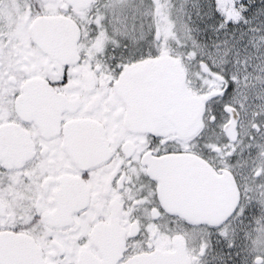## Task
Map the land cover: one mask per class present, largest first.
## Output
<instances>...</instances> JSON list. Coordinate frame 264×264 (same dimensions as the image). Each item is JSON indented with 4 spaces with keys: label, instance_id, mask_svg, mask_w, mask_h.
<instances>
[{
    "label": "snow or ice",
    "instance_id": "1",
    "mask_svg": "<svg viewBox=\"0 0 264 264\" xmlns=\"http://www.w3.org/2000/svg\"><path fill=\"white\" fill-rule=\"evenodd\" d=\"M0 264H264V0H0Z\"/></svg>",
    "mask_w": 264,
    "mask_h": 264
}]
</instances>
